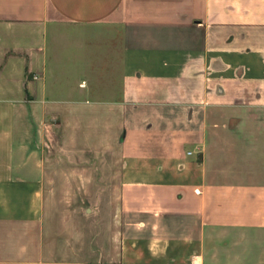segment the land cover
Listing matches in <instances>:
<instances>
[{
    "label": "crops",
    "instance_id": "0c3cea01",
    "mask_svg": "<svg viewBox=\"0 0 264 264\" xmlns=\"http://www.w3.org/2000/svg\"><path fill=\"white\" fill-rule=\"evenodd\" d=\"M84 130L123 162L118 252L86 258L51 252L44 217L53 149L83 160ZM245 230H264V0H0V264H214Z\"/></svg>",
    "mask_w": 264,
    "mask_h": 264
},
{
    "label": "rangeland",
    "instance_id": "374dc122",
    "mask_svg": "<svg viewBox=\"0 0 264 264\" xmlns=\"http://www.w3.org/2000/svg\"><path fill=\"white\" fill-rule=\"evenodd\" d=\"M83 140L87 151L80 161H60L58 145L53 149L52 187L44 217L51 252H83L86 258L90 252H118L119 243L112 237L119 230L123 162L117 143L113 152L108 153L102 143L97 148L93 130H84ZM108 169L114 170V175L107 176ZM61 170L73 175L62 179ZM95 172L99 175H93ZM224 244V249L216 250L220 255L211 257L214 264H264V230L237 232L236 240ZM106 259L102 258V264H109Z\"/></svg>",
    "mask_w": 264,
    "mask_h": 264
}]
</instances>
